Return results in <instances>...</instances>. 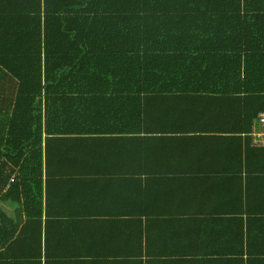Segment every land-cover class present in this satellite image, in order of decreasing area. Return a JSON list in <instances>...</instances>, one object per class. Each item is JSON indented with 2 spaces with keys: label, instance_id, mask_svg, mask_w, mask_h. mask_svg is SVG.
Masks as SVG:
<instances>
[{
  "label": "crops",
  "instance_id": "obj_1",
  "mask_svg": "<svg viewBox=\"0 0 264 264\" xmlns=\"http://www.w3.org/2000/svg\"><path fill=\"white\" fill-rule=\"evenodd\" d=\"M163 79L143 94L153 122L58 127L85 132L46 148L38 218L26 224L18 206L0 203L10 219L0 216V264H264V154L247 153L264 128L237 122L232 99L196 96L198 80ZM124 82L77 80L71 99L103 94L105 110L138 113Z\"/></svg>",
  "mask_w": 264,
  "mask_h": 264
},
{
  "label": "trees",
  "instance_id": "obj_2",
  "mask_svg": "<svg viewBox=\"0 0 264 264\" xmlns=\"http://www.w3.org/2000/svg\"><path fill=\"white\" fill-rule=\"evenodd\" d=\"M83 44L89 48L74 49ZM110 76L126 79L138 113L105 110L103 94L85 104L71 99L73 82ZM167 76L198 80L189 85L196 96L232 99L237 122L264 128V0H0V203L18 206L26 224L38 218L46 148L85 132L58 127L137 114L138 127L140 115L153 122L143 94ZM255 147L248 156L264 154L263 142Z\"/></svg>",
  "mask_w": 264,
  "mask_h": 264
},
{
  "label": "built area",
  "instance_id": "obj_3",
  "mask_svg": "<svg viewBox=\"0 0 264 264\" xmlns=\"http://www.w3.org/2000/svg\"><path fill=\"white\" fill-rule=\"evenodd\" d=\"M260 117H261V124L264 126V113H262V114L260 115Z\"/></svg>",
  "mask_w": 264,
  "mask_h": 264
}]
</instances>
